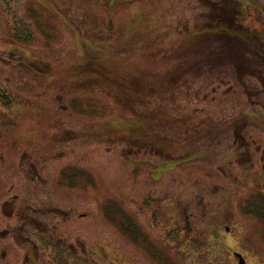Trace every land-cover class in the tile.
<instances>
[{
	"label": "rangeland",
	"instance_id": "obj_1",
	"mask_svg": "<svg viewBox=\"0 0 264 264\" xmlns=\"http://www.w3.org/2000/svg\"><path fill=\"white\" fill-rule=\"evenodd\" d=\"M260 199L264 0H0V264H264Z\"/></svg>",
	"mask_w": 264,
	"mask_h": 264
},
{
	"label": "trees",
	"instance_id": "obj_2",
	"mask_svg": "<svg viewBox=\"0 0 264 264\" xmlns=\"http://www.w3.org/2000/svg\"><path fill=\"white\" fill-rule=\"evenodd\" d=\"M260 200L261 201H264L262 199H260ZM258 204L260 205V207L258 206V208L256 209V212L255 213L264 222V202H259ZM110 210H111V212H110L111 214H109L110 215L109 218H111V219L114 217L112 210H114V213H116V214L117 213H119V214L122 213L121 211L120 212L117 211L116 210V206H114V205L113 206H110ZM124 223H125L124 226L123 227L120 226V229H122L123 232L126 235H130L131 238H133L137 242L138 239L136 240V238H138L139 233H138L137 229L134 227L133 223L130 220H125Z\"/></svg>",
	"mask_w": 264,
	"mask_h": 264
},
{
	"label": "flooded vegetation",
	"instance_id": "obj_3",
	"mask_svg": "<svg viewBox=\"0 0 264 264\" xmlns=\"http://www.w3.org/2000/svg\"><path fill=\"white\" fill-rule=\"evenodd\" d=\"M205 27H206L205 30L208 31V24H206ZM230 30H233V29H230ZM5 253H6V252L4 251V254H5Z\"/></svg>",
	"mask_w": 264,
	"mask_h": 264
},
{
	"label": "water",
	"instance_id": "obj_4",
	"mask_svg": "<svg viewBox=\"0 0 264 264\" xmlns=\"http://www.w3.org/2000/svg\"><path fill=\"white\" fill-rule=\"evenodd\" d=\"M244 263V261L243 260H241V264H243Z\"/></svg>",
	"mask_w": 264,
	"mask_h": 264
}]
</instances>
